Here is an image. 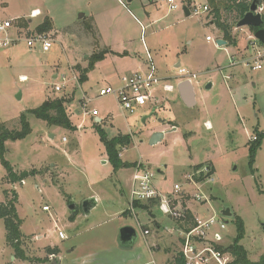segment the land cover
Masks as SVG:
<instances>
[{"label": "rangeland", "instance_id": "1", "mask_svg": "<svg viewBox=\"0 0 264 264\" xmlns=\"http://www.w3.org/2000/svg\"><path fill=\"white\" fill-rule=\"evenodd\" d=\"M175 4L177 9L170 11L167 0H0V23L12 21L6 36L18 41L0 48V124L18 130L23 112L68 95L72 101L67 112L76 129L50 127L29 116L26 136L5 142L4 158L13 172L35 175L23 184L10 183L0 163V205L17 194L24 236L19 255L6 245L0 220V264H51L58 255V264H171L180 250L170 225L174 222L158 207L151 214L128 207L138 161L154 175L153 185L162 194H173L178 184L190 197L201 196L200 205L191 199L193 211L222 218L226 229L216 225L213 233L222 237L223 250L237 244L236 219L243 223L238 245L247 261L264 255V138L257 146L254 142L264 133V64L260 71L245 66L255 55L248 27L231 29L235 47H219L221 33L214 18L209 9L202 11L206 0ZM33 10L37 16H30ZM222 17L233 20L232 15ZM20 18L28 22L21 30L16 28ZM45 18L53 26L46 34L52 42L47 52L25 41ZM4 37L0 33V40ZM96 52L102 59L90 67L89 57ZM149 61L161 79L151 89L156 102L135 107L131 114L120 110L113 95H99L104 87L119 86L122 75L146 71ZM177 64L196 74L192 109L178 98ZM83 71L86 79L80 81ZM164 85L172 92H164ZM91 110L99 114L98 122L88 114ZM96 126L109 140L131 137V144L119 150L125 166L113 170ZM155 132L164 136L150 145ZM89 198L96 204L86 215L81 204ZM225 209L230 217H221ZM124 226L138 234L131 248L118 244ZM142 228L150 234L142 237Z\"/></svg>", "mask_w": 264, "mask_h": 264}, {"label": "built area", "instance_id": "2", "mask_svg": "<svg viewBox=\"0 0 264 264\" xmlns=\"http://www.w3.org/2000/svg\"><path fill=\"white\" fill-rule=\"evenodd\" d=\"M167 3L170 11L177 9L175 0H167ZM202 11L207 12V7H202ZM194 13H197V10H195ZM12 27H14L12 21L5 20L0 23V33L5 34V37L0 40V48L18 42L15 39L6 36V33ZM206 40L209 41L211 38L207 37ZM25 41L30 48L34 47L36 44L39 45L43 52H47L52 46V42L47 36L42 34L27 37ZM258 43L259 42L255 40V45L252 47H255V55L247 59L245 62V66H249L252 71H260L263 69L264 48L260 47ZM231 63L232 65H235L234 60H232ZM177 75L181 79L180 81L184 80L192 83L196 78V74H189L181 68L177 70ZM160 81L161 79L156 75V68L153 62L149 61V63H146V71H136L132 73L129 77L124 78L121 84L116 88L104 87L100 89L99 95H113L117 99L121 111L133 114L135 107H142L158 100L151 93V89L154 85L159 84ZM162 90L166 93H171L172 87L164 85ZM54 91L59 92L60 88L55 87ZM88 114H90L92 118H96L99 115L96 110H91ZM132 170L134 172L131 178L128 198V207H130V211L134 212V210H136L134 207L135 203H148L151 200L158 199L159 203L157 207L164 215L169 216L175 224L184 223V226L176 224L177 229H174L173 231L179 236L180 250L178 253L182 255L184 263L232 264V258L221 246L220 242L222 237L215 232L213 233V229L216 225L219 226L221 231L226 229V224L221 220L222 218L217 219L214 216L204 218L201 217L198 212L193 211L194 207L191 205V199L192 201H197L200 205L203 201L200 195L196 194L192 198L188 193H184L178 184L173 186V194H162L153 185L154 175L144 169L139 161L133 166ZM21 183L23 184V182ZM193 183L195 182L191 183L192 186L194 185ZM188 199L190 202H188ZM42 210H47V207L44 206ZM188 212L192 215L193 227L186 230L187 226L185 225V222ZM149 234L150 232L148 229L142 228V237ZM58 237L59 239H63L64 236L59 232ZM149 264L156 263L150 261Z\"/></svg>", "mask_w": 264, "mask_h": 264}, {"label": "trees", "instance_id": "3", "mask_svg": "<svg viewBox=\"0 0 264 264\" xmlns=\"http://www.w3.org/2000/svg\"><path fill=\"white\" fill-rule=\"evenodd\" d=\"M252 0H206V7L208 11V16L213 17L212 23L215 24L219 32L221 33L222 40L227 43V46H236V39L234 36H231V29L237 24L239 20H241L246 12L249 9L250 2ZM210 14V15H209ZM232 15L233 20L231 23L223 21L222 15ZM264 21V17H263ZM18 29H24L27 27L26 20L20 18L16 20ZM264 29V24L263 27ZM53 30L52 22L49 18H45L41 24L36 28V32L34 35H46ZM249 30L254 33L257 29L249 28ZM260 47L264 48V44L258 43ZM102 53H94L90 56V64L89 66H93L97 60L102 59ZM81 80H85V73L84 71L80 75ZM72 96H62L60 99H46L40 107L34 110H28L27 112H23L21 114L19 120V129L18 130H9L6 128L5 124H0V163L4 168L5 172L7 173V181L10 183H20L22 182L27 176L35 175L34 172L28 173L26 171L22 172L21 174H16L13 172L12 168L8 164V162L4 158V144L6 141H17L22 140L26 134L30 130L29 116H33L35 119L44 121L48 126L52 127H59L65 128L68 130L75 131V127L73 126L70 115L67 112V105L71 103ZM96 132L99 133L100 142L103 144L104 152H106L107 158L109 163L111 164L113 170H118L125 166L119 157V150L121 148H127L131 144V137L129 135H119L117 138H113L111 140L107 139L105 133L100 129L99 126H96ZM259 140L256 138L254 142H256V146L259 145L260 140L264 138V133L258 134ZM16 203H17V194H12V198L9 199L5 205H0V220L3 223L4 229L6 230V237L5 242L6 245L13 248L17 254H21L22 250L20 248L22 239L24 238L20 225L21 220L18 216L16 210ZM159 200H151L148 203H135V209H143L146 210L148 213L151 214V209L157 207ZM74 215V214H73ZM237 228V235L235 237V244L231 248H227L225 251L230 255L232 258V264H264V255H262L257 262H249L246 259L245 251L241 246L238 245V242L243 237V223L241 221L236 220L234 221ZM186 230L193 227V220L192 215L190 212L186 215V222H185ZM23 257V255H21ZM171 264H186L184 263V259L181 254L177 253V255L173 258Z\"/></svg>", "mask_w": 264, "mask_h": 264}, {"label": "water", "instance_id": "4", "mask_svg": "<svg viewBox=\"0 0 264 264\" xmlns=\"http://www.w3.org/2000/svg\"><path fill=\"white\" fill-rule=\"evenodd\" d=\"M264 9V0H252L249 9L244 15V17L237 22L235 25V29H242V28H255L257 29L253 33V37L256 41H258L261 44H264V29L263 24V16L261 15V11ZM183 12L186 16H188V11L186 7H183ZM83 14L80 13L78 15V18H82ZM217 45L220 46H226V42L223 40H217ZM176 89L180 95L181 100L185 104V106L192 108L194 106V93H193V84L189 81H179L177 83ZM144 122V120H143ZM164 136V133L162 132H155V134L152 136L150 140V145H155V143H158L162 140ZM96 202L94 199H85L81 204V209L83 212L88 215L92 209H94ZM72 212V214H75L76 209H74V206L71 205L69 208ZM231 213L228 209H225L221 212V217L227 218L230 217ZM138 239V234L136 230L131 226H124L121 227L118 232V244L121 245L124 248H131L134 246ZM231 248V247H229ZM51 264H58L57 261L51 262Z\"/></svg>", "mask_w": 264, "mask_h": 264}, {"label": "crops", "instance_id": "5", "mask_svg": "<svg viewBox=\"0 0 264 264\" xmlns=\"http://www.w3.org/2000/svg\"><path fill=\"white\" fill-rule=\"evenodd\" d=\"M186 9H187V11H188V8H187V7H186ZM36 13L38 14V10H33V11L30 13V16H37V15H35ZM184 15H185V14H184ZM188 15H189V12H188ZM185 16H186V15H185ZM219 33H220V32H219ZM221 38H222V36H221ZM221 38H220V40H222ZM251 44H252L251 46L253 47V46L255 45V42H253V43H251ZM226 46H227V43H226ZM93 54H94V53H93ZM116 54L121 56L120 53H116ZM125 54H126V53H123V55H125ZM232 60H233V59H232ZM231 65H232V63H231ZM176 67L179 69V64H177ZM178 69H177V70H178ZM134 72H136V71H134ZM131 74H132V73H128V74L122 75V77L119 78V81L122 82V80H123L124 78L129 77V75H131ZM24 79H25V78L22 76V77H21V80H24ZM120 84H121V83H120ZM192 84H193V83H192ZM176 91H177V89H176ZM177 93H178V91H177ZM193 93H194V87H193ZM154 96H155V95H154ZM178 98H179V100L181 101V103L183 104L184 107H186V108H188V109H192V108H189V107L185 106V104L183 103V101H182L181 98H180L179 93H178ZM194 101H195V104H194V106H195V105H196V93H194ZM149 104H150V103H149ZM194 106H192V107H194ZM68 115H69V114H68ZM98 116H99V115H98ZM70 120H71V118H70ZM98 121H99V118L96 117V122H98ZM205 125H206L207 127H209V125H208L207 122L205 123ZM171 131H174V129H172ZM138 209H139V210H143V209H140V208H138ZM145 211H146V210H145ZM146 212H147V211H146ZM173 224H174V223H172V222L170 223L171 228H172V229H175ZM123 248H124V247H123ZM58 256H59V255H58ZM58 256H55V257H54L55 260H53V258H52V260H53V261H57ZM52 260H51V262H52ZM152 261H153V260H152ZM57 262H58V261H57Z\"/></svg>", "mask_w": 264, "mask_h": 264}, {"label": "bare ground", "instance_id": "6", "mask_svg": "<svg viewBox=\"0 0 264 264\" xmlns=\"http://www.w3.org/2000/svg\"><path fill=\"white\" fill-rule=\"evenodd\" d=\"M35 15H38L37 13Z\"/></svg>", "mask_w": 264, "mask_h": 264}]
</instances>
